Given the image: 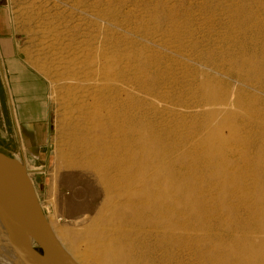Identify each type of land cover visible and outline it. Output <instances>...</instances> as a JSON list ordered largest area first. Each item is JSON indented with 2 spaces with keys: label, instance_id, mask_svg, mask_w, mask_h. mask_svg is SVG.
Here are the masks:
<instances>
[{
  "label": "rangeland",
  "instance_id": "1",
  "mask_svg": "<svg viewBox=\"0 0 264 264\" xmlns=\"http://www.w3.org/2000/svg\"><path fill=\"white\" fill-rule=\"evenodd\" d=\"M9 12L18 39V59L44 82L45 99L50 105L48 163L45 167H36L44 174H35L33 179L35 183L42 180L37 196L51 228L76 243L80 241L78 235H83L98 220L107 227L105 231L109 235L115 228L129 229L127 218H116L110 211L104 187L92 163L115 155V143L120 138L118 127L124 125V102L120 96L114 98L115 104L105 101L102 92L92 85L91 78V82L88 81V71L83 69V73L79 68L86 58L89 59L86 63H91V60H97L92 57L106 53L108 61L121 64L116 69L125 76L131 79L145 77L147 84L142 87L137 83L138 88L131 93L134 99L127 108L128 115L130 123L146 128L148 133L155 130V135L168 149L165 167L170 166L165 168V179L169 178V182L165 183V188L173 186L175 192L176 187L184 186L185 182L191 185L185 183L184 186L191 192V200L181 198L180 192L177 198L165 200V264H199L208 257L236 251L239 247L237 239L244 235L237 229L238 223L246 219L241 209L237 211V207L243 208L245 204L240 198L243 196L238 193L243 187L254 189L251 176L256 172L253 167L242 164L249 150L244 147L243 140L249 137L254 139L252 141L264 140V0H11ZM116 54L120 59H115ZM73 60L74 64L77 62L75 65ZM243 62L250 65H243ZM80 77L87 79L86 83ZM199 88L212 90L216 97L231 103L226 110L234 117L226 121L223 135L215 136L216 139L211 134L202 133L200 124L203 125V119L200 120L202 116L199 114L203 111L197 113L196 123L193 119L184 121V129H180L176 121H171V115L150 111H163L165 106L173 108V105L177 108V105L196 100ZM2 94L0 90V137L8 136L14 142V135L6 130L7 111L3 107ZM147 94L159 96L164 107L153 103ZM107 111L115 112L108 115ZM220 119L223 118L209 125L221 123ZM190 127L192 131L189 132ZM229 128L239 131V135L228 132ZM228 141L234 142L233 146ZM225 142L227 146L223 144ZM202 144L208 147H202ZM224 147L228 150H223ZM239 151L242 152L240 156ZM0 152L11 156L1 147ZM222 162L236 168L233 169L235 173L243 168L244 177L236 179L242 184L236 181L240 183H236L240 192L237 187L235 198L233 195V198H222L217 191H212L211 185L218 183L219 179L211 175ZM181 172L186 175L181 177L182 180L177 177ZM189 174L197 179L200 176V181L194 177L189 182ZM172 180L174 183L170 182ZM194 188L202 194L211 188V193H205L209 197L202 201V195L198 198L191 190ZM119 193V188L115 189L110 199L121 203ZM194 197L202 202L201 206ZM60 218L62 221L59 222ZM229 229L234 231L230 233ZM247 233L258 237L253 229H248Z\"/></svg>",
  "mask_w": 264,
  "mask_h": 264
},
{
  "label": "bare ground",
  "instance_id": "2",
  "mask_svg": "<svg viewBox=\"0 0 264 264\" xmlns=\"http://www.w3.org/2000/svg\"><path fill=\"white\" fill-rule=\"evenodd\" d=\"M224 1H226V0H224ZM100 56H102V57H100ZM114 57H115V59H120L119 55L114 56ZM94 58H96L97 60H91V63H86L87 61H89V59L86 58L85 60L82 61V63H80V65L82 67L80 66L79 68L82 69L83 73H84L83 69H86V71H88V73H89V75L87 76L88 81L89 82L92 81L91 82V83H93L92 85H95L98 88V90H100L102 92L104 100L105 101L108 100L109 104H111L113 102V100L116 96L117 97L120 96L121 100L124 102L125 111L123 110L124 111L123 112L124 113V115H123L124 125L121 127H118V135L120 138H118L119 141L116 138V140L118 142L115 143L116 146L114 145L115 146V148H114L115 149L114 150L115 155H112V156L110 155L109 157L107 156L108 159H106V160L99 159V161H92V163H93V167H95L96 171H98L97 173L99 176V182L104 187V191H105V195H106L107 200H108V205H109L110 211H112L114 217H116V218H119V217L127 218L128 224H129V227H128L129 229L125 228L126 229V231H125V230H122L119 228H115V229H113V230H115V231H113L114 233L109 235L105 231V229L107 227L104 224L100 223L98 220L97 222L92 223L89 226L88 230L87 231L85 230L86 232L83 235L76 234L80 238L81 242L79 241V243H76V241H73L72 239H71V241H68L67 238L65 237V235L58 234L54 230H53V232L55 233L57 240L61 243L63 248L66 250V252L73 258V260L77 264H165V200H169L171 197L177 198L179 195V192H180L181 198L190 199L192 196L191 192L188 191V188L184 187L185 183H187V182L184 183V186H177L175 192L173 191V188H174L173 186L171 187V189H168V187H167V189L165 188V183H167V181L169 180V178H167V181L165 179L167 177V176L165 177V170H167L165 168L170 166L167 164L168 166L165 167V165H166L165 164L166 163L165 152L168 149L167 150L165 149V144L163 143V140L161 138H158L157 135H155V133H154L155 130L153 132H152V130H150L151 132L148 133L147 131H145L146 128L143 129L140 125L130 123V117L128 115L129 110L127 108L129 107V104H131L133 102L132 99H134L131 93H134L135 87H137V83L139 85H142V87H144L147 84L143 79L145 77L139 78V79H137V78L131 79L130 77L125 76L123 74V72L116 69V67L121 65V64H119L118 61H114V60L108 61L109 57L106 55V53L105 54H98L97 57H92V59H94ZM74 60H73V65H75L77 63V62H75V64H74ZM79 61H81V60H79ZM248 62H249V59H248ZM243 65L249 66L250 64L243 62ZM70 66H69V68H70ZM73 67H72V69H73ZM66 70H68V69L66 68L65 71ZM80 72H81V70H80ZM72 74H74V72H72ZM82 76H84V74ZM80 79L82 80L81 77H80ZM87 79H83L84 80L83 83H86L85 81ZM75 81H77V80L75 79ZM82 81H81V83H82ZM73 83H72V85H73ZM80 85H82V84H80ZM198 93L199 94H198V97L196 100H192V101L188 100L189 102H185L184 104L182 103L181 105H177V108H176V105L175 106L173 105V108H170L168 106H165V107L162 106L164 103L162 100H160L161 98L159 96L148 95V94L146 96L151 98L153 100V103L155 102L159 106L161 105L162 107L165 108V110H163V111H159L157 109L150 110V111H154V114L157 113L158 115L159 114H161V115L167 114L166 116L171 115L170 116L172 119L171 121H176V123L178 124V127H180V129L181 128L184 129V125H183L184 121H186L187 119L188 120L193 119L195 122L196 121L195 118H197V116H198L197 113L203 111L202 114H199V116H202V118L200 117L201 118L200 120L203 119L202 120L203 125L200 124V126L202 127V133L211 134L216 139L215 136H222L223 135V130L226 128L223 125L226 124V121L227 120L230 121V119H232L234 117L233 114H231V113L228 114V110H229L228 108L231 107V103L227 99H224L221 97H216V94L212 90H209V89L207 91H205L204 88H199ZM168 98H169V96H168ZM184 99H187V98L184 97ZM171 100H170V102H171ZM119 102H120V99H119ZM108 103L105 102V104H107V105H108ZM113 103L115 104L116 102H113ZM165 105H169V104H165ZM119 106L122 107V104ZM159 106H158V108H159ZM115 107H117V105ZM154 107H156V106H154ZM162 107H160V108H162ZM232 108H234V107L232 106ZM226 109H228V110H226ZM107 110H109V109H107ZM230 111H231V109H230ZM232 111H233V109H232ZM114 112L115 111H113V113ZM113 113L108 112V115H111V114L113 115ZM235 113H237V112L235 111ZM141 115H140V117H141ZM148 116H150V115H148ZM218 116H221L223 118L222 120L220 119L221 123H219V124L217 123L215 126H213L214 125V123H213V125L210 126L209 125L210 122L217 121L219 118H221V117L218 118ZM143 117H145L144 114H143ZM156 117H157V115H156ZM111 119H113V117H111L110 120ZM169 120H170V118H169ZM234 120L235 119H233V121ZM192 123H193V121H192ZM229 124H231V123L229 122ZM187 125H189V123ZM198 127H199V125H198ZM177 130H178V128H177ZM103 131H104V129H103ZM190 131H192V127L189 128V132ZM230 131H232V129L230 130V128H229L228 132H230ZM234 132L238 133L239 131L236 130ZM199 133H200V131H199ZM238 135H239V133H238ZM241 135H240V137H242ZM199 136H202V135H199ZM231 137H229V138L231 139ZM236 137H238V136H236ZM218 138L219 137H217V139ZM232 138H234V137H232ZM249 138H248V140H247V138H245L246 140H243V141H245L243 143L244 147H246L247 150L249 149L248 150L249 153L247 151V155L244 157L242 156L243 157V163L242 164H244V166H247V168L253 167L256 172H255V174H253V176H251V177H253L254 182H255L254 189L250 190L249 188H244L242 186L243 188L240 187V188H242V189H240V191H241L240 194H242V195H240L238 193L239 196L244 197V198L243 197H240V198H242L245 201V204L242 205L243 208H241L240 206L237 207V211H239L241 209L242 212H244V217H246V219L243 218L242 221H240L238 223V227H237L238 230H240L244 233L243 238L237 239L239 241L238 242L239 247L235 249L236 251L223 253L224 255L220 256V257L219 256H212V258L208 257L206 260H201L199 264H264V140L263 141H258V140L252 141L254 139H251V137H249ZM220 139H219V142L221 141ZM237 139H239V138H237ZM116 140H115V142H116ZM204 141L205 140H203L202 143H204ZM237 141H235L236 144L239 143ZM243 141H241V142H243ZM192 142H194V140ZM196 142H198V141H196ZM200 142H198V144H201ZM231 142H229V144ZM217 143H216V145H218ZM226 143L227 142H225L223 144L225 145ZM233 143H231L232 146H233ZM198 144H197L198 147L197 146H195V147H197L198 150L200 151L201 148H199ZM204 144H206V143H204ZM211 144H212V142H211ZM223 144L221 145V143H220V146H224ZM236 144L234 146H236ZM99 145H101V144H99ZM204 146H206V145H203L202 147H204ZM226 146H227V144H226ZM232 146L230 148L233 149ZM206 147H208V146H206ZM106 148L109 149L108 147H106ZM221 148H219V149H221ZM224 148H223V150H226V149L228 150V147L225 149ZM177 149L178 148H176V150ZM209 149H210V145H209ZM198 150L196 152H198ZM206 151H208V150L206 149ZM211 151H210V153H211ZM215 151H217V150H215ZM229 151H231V149ZM229 151H228V153H229ZM233 151H235V150H233ZM241 151H239L238 154L242 153ZM244 151L246 152L245 149H244ZM110 152L112 153V151H110ZM174 153H175V151H174ZM204 153H202V154H204ZM210 153L208 152V154H210ZM106 154H105V156H106ZM216 154H217V152H216ZM228 155H230V154H228ZM197 156H196V158H197ZM205 156L206 155H204V157ZM210 156H212V155L210 154ZM238 156H240V154ZM232 158H234V157H232ZM17 159L23 161L22 160L23 158L22 159L18 158V156H17ZM167 159L169 160V157ZM194 159L195 158L193 157L192 161ZM229 160L231 161L230 158H229ZM229 160H228V163H229ZM217 161H219V160L217 159ZM238 161H239V159H238ZM238 161H235V162H238ZM167 163H169V162H167ZM206 163L208 165V162H206ZM169 164H171V163H169ZM182 164L184 165L183 162H182ZM191 164H192V162H191ZM202 164L205 165L204 163H202ZM212 164H214V162H212ZM237 165H236V167H237ZM209 166H210V164H209ZM205 167L207 168V166H205ZM233 167H235V166L233 165ZM173 168H174V165H173ZM207 169H209V168H207ZM215 169L216 170L214 172L212 171L213 172L212 175L211 174L210 175L213 178L216 177V179H219V182L218 183L215 182V184H214V182L212 181L213 182V184L211 183L212 187L211 186H209V187L213 188L212 191H215V192L217 191V194L219 195V197L222 196V198H223V196L224 197L226 196L229 198H233L234 197V191H237L236 190L237 187H238V191H239V186H236V183H237L236 181H239V180H236V179L241 178V176H243V168L237 169L238 171L236 170L237 172L235 173L233 171L234 168L232 169L231 167L226 165L225 162H222L218 166H216ZM111 171H112V173H111ZM177 172L179 173V171H177ZM166 173H169V172L166 171ZM171 173L172 172H170L169 174L171 175ZM176 174H175V176H176ZM248 175H250V174H248ZM183 176H186V175H184V173L181 172L180 174H178L177 177L179 179L181 177L183 178ZM188 176H189L187 178L188 181L191 178H194V177L196 178V176H192L191 174H189ZM182 178H181V180H182ZM199 178H201V177L199 176ZM199 178L198 179L196 178V181L197 180L200 181ZM171 179H172V176H171L170 180ZM185 179H186V177H185ZM192 180H190V181H192ZM176 181H177V179H176ZM201 181H202V179H201ZM170 182L174 183L173 180ZM200 183H203V182H200ZM240 183L239 184L237 183V184L240 185ZM246 183H248V182H246ZM180 184H182V182H180ZM188 184L189 183H187V185ZM208 184H209V182H208ZM168 186H170V185H168ZM117 188H119V190H120V193L118 194V199L121 200V203H116V202L112 201V198L110 199V195ZM211 188H210V190H211ZM165 189L167 191H165ZM191 190H193L196 193V196H198V198L200 195H202L200 198L202 201H205L206 197H209V196H206L204 194L209 192L210 190H208L206 192L203 191V194L199 190H196L195 188L191 189ZM174 193H176L177 195H175ZM210 193H211V191H210ZM172 194H174L175 196L174 195L172 196ZM232 195H233V197H232ZM235 195L237 198L238 197L237 193ZM203 196L205 197V199H203ZM229 198H228V200H229ZM171 199H173V198H171ZM194 199H195V197H194ZM211 199H213V198H211ZM251 201L253 203L252 205L247 204L248 202H251ZM195 202L197 203L198 206H201L202 202L200 200L195 199ZM219 206H221V204ZM245 215H247V216H245ZM118 221H119V219H118ZM120 223L122 224V222H120ZM110 227L111 226H109V228ZM115 227H116V225H115ZM109 228H108V230L110 231ZM111 228H113V226ZM248 229L255 230L258 233V237H251L247 233ZM232 231H234V229H229L230 233H232ZM9 232L10 231H9V228L7 227L6 221L0 215V264H22L17 251L15 250V248L13 247V245L11 243V237L9 236ZM233 235L235 236V234H233ZM172 242H174V240ZM81 249H82V251H81Z\"/></svg>",
  "mask_w": 264,
  "mask_h": 264
},
{
  "label": "crops",
  "instance_id": "3",
  "mask_svg": "<svg viewBox=\"0 0 264 264\" xmlns=\"http://www.w3.org/2000/svg\"><path fill=\"white\" fill-rule=\"evenodd\" d=\"M10 1L0 0V90L7 111L6 130L15 140L2 136L0 147L23 158L32 170L48 163L50 105L45 99L44 82L18 59V39L9 15ZM41 181H34L36 192Z\"/></svg>",
  "mask_w": 264,
  "mask_h": 264
},
{
  "label": "water",
  "instance_id": "4",
  "mask_svg": "<svg viewBox=\"0 0 264 264\" xmlns=\"http://www.w3.org/2000/svg\"><path fill=\"white\" fill-rule=\"evenodd\" d=\"M0 215L22 264H77L57 240L25 163L2 152Z\"/></svg>",
  "mask_w": 264,
  "mask_h": 264
},
{
  "label": "built area",
  "instance_id": "5",
  "mask_svg": "<svg viewBox=\"0 0 264 264\" xmlns=\"http://www.w3.org/2000/svg\"><path fill=\"white\" fill-rule=\"evenodd\" d=\"M11 156H13V157H16V155H14V154H10ZM19 158V157H18ZM25 166H26V164H25ZM26 169H27V171H28V173H29V177H30V179H31V181L33 182V185H34V179H33V176L35 175V174H39V175H41L42 176V174H44L42 171H40V169H37V168H33L32 170H30L29 168H28V166H26ZM35 186V185H34ZM43 209V208H42ZM45 213V212H44ZM60 221H62V219L60 218L59 219V222Z\"/></svg>",
  "mask_w": 264,
  "mask_h": 264
}]
</instances>
